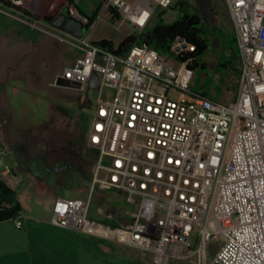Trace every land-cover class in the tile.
<instances>
[{"label": "built area", "instance_id": "1", "mask_svg": "<svg viewBox=\"0 0 264 264\" xmlns=\"http://www.w3.org/2000/svg\"><path fill=\"white\" fill-rule=\"evenodd\" d=\"M172 1L100 0L98 16L113 17L114 10L142 33ZM224 2L241 64L237 96L228 104L192 91L195 72L187 62L173 63L146 44L118 53L54 30L34 18V9L17 10L33 31L76 49L51 86L94 93L86 145L97 159L89 197H57L49 225L130 247L154 264L206 261L215 246L210 264H264V0ZM193 49L186 43L177 53ZM105 191L121 194L127 209L117 214L101 206L91 217V201ZM23 217L14 219L17 228Z\"/></svg>", "mask_w": 264, "mask_h": 264}, {"label": "rangeland", "instance_id": "2", "mask_svg": "<svg viewBox=\"0 0 264 264\" xmlns=\"http://www.w3.org/2000/svg\"><path fill=\"white\" fill-rule=\"evenodd\" d=\"M18 1L22 5L20 11L23 14H28L34 9V18L41 20L45 18L46 12L52 13L56 10L60 0ZM178 1L173 0L170 7L163 10L164 13L161 16L159 15L162 10L157 9L148 29H152L161 20L165 23H173L177 20L180 15ZM188 1L195 5L194 0ZM0 3V35L12 27H18L23 31L18 37H6L4 45L8 53L0 59V156L13 150L10 155L16 162L17 174L21 182L17 198L22 201L27 211L35 210L45 219L51 215L52 209L45 203L38 206L33 198L30 186L33 179L32 167H34L35 189L42 188L48 193L60 194L67 198L75 197L77 190L71 188V184L58 189L66 173L51 169H61L62 166L71 165L77 167L81 180L79 186L85 189L81 198L87 199L89 196V184L97 154L86 145L79 113L91 114L94 108L92 105L94 93L90 90L84 95L68 88L48 87V82L53 76L71 64L76 49L59 42L53 36L33 31L24 21L16 17L19 12L11 8L12 0H0ZM76 3L79 6H72L71 9L78 16L86 17L84 13L90 16L94 10L99 12L100 9V0H77ZM210 5L209 14L202 12L211 41L210 51L204 55L208 68L199 70L198 78L197 73L194 74L192 91L196 94L206 93L215 101L228 104L237 96L240 75L237 71L229 72L226 75L223 74L221 78L214 74L212 69L224 53V58L231 61L229 64L237 67L239 50L233 41V26L223 0H210ZM196 7L201 8L200 5ZM94 23L92 29L88 30V27L85 31V36L92 42L107 39L118 46L127 35L137 33L128 21L115 20L114 16L111 17L108 12L99 14ZM9 49L17 50L16 55L10 56L9 53L12 51ZM167 57L171 62H177L175 56L167 55ZM107 91L105 90V94ZM171 97L177 98V94L173 92ZM5 148L6 150L3 151ZM85 155H91L92 158ZM40 165L52 171L50 175L44 174L43 180L36 175L38 170L35 169H40ZM5 173L0 172V178L3 180ZM77 182L75 180L73 185L75 186ZM101 206L117 214L127 209L122 195L115 191L96 192L91 201L90 216L95 217ZM100 243L103 252L97 254V257L103 260V264L106 261L112 264H130L131 258L127 256V253L134 250L107 240ZM217 248L218 246H215L212 249L206 261L200 262L198 257H195L193 262L188 259H172L169 264H210ZM98 251L97 248L95 252L98 253ZM134 253L137 256V253ZM143 259L147 264H154L149 255H145ZM137 260L138 257L135 258V264Z\"/></svg>", "mask_w": 264, "mask_h": 264}, {"label": "crops", "instance_id": "3", "mask_svg": "<svg viewBox=\"0 0 264 264\" xmlns=\"http://www.w3.org/2000/svg\"><path fill=\"white\" fill-rule=\"evenodd\" d=\"M229 18L233 26V32H234L233 41L237 45L234 24L230 14H229ZM74 57L71 60V64L74 61ZM59 73L61 72L55 74L52 80L48 82L47 85L48 87L53 88L51 86V83ZM51 90L53 91V89ZM5 150L6 148L3 151ZM11 152H13L12 149L6 153H3V156H0V159H4L6 165V171H5L6 173L3 176L7 185L10 186L12 189L16 190L17 195L19 196L21 182L17 174L18 170L16 168V162L13 156L10 155ZM32 177L33 179H31L30 186L33 191V198H35L36 204L38 206H41L42 203H45V205L48 208L52 209L55 199L57 197L59 196L66 197L60 194L55 195L52 193H48L42 188L35 189L34 171ZM80 182L81 180L78 181L75 186H73V188L77 190V193L75 197H71V198L82 199L81 195L85 193V189L79 186ZM90 188H91V182L89 184V194H90ZM19 202L22 207L20 213H22V215L24 216L22 219L21 228L16 227V223L14 220H4V221L0 220V264H103L104 263L103 260L97 257V254L103 252L102 244L100 243V241H103L102 239H98L72 229H60L53 227L49 225V220L52 215V210H51V215H49L48 218L44 219L35 210L34 212L27 211L24 208L22 201L19 200ZM97 248L99 249L98 253L95 252ZM126 248H130V247H126ZM130 249L134 250V252L137 253V256H135L136 254L133 251L127 253V256L131 258L130 264L136 263L135 261L136 257H138L137 264H147L146 261L143 259L144 256H142L137 250L135 251V249L132 248ZM105 264H112V263L106 261Z\"/></svg>", "mask_w": 264, "mask_h": 264}, {"label": "trees", "instance_id": "4", "mask_svg": "<svg viewBox=\"0 0 264 264\" xmlns=\"http://www.w3.org/2000/svg\"><path fill=\"white\" fill-rule=\"evenodd\" d=\"M178 6L180 8V15L173 23H165L161 20V22L156 24L152 29H147L142 33L127 35L119 45L116 46V52L124 54L135 45L146 44L160 54L166 56L173 55L177 60L187 62L188 66L197 73L198 78L200 74L199 70L208 68L204 55L210 51L211 47L208 33L209 29L203 16L194 4L190 3L188 0H179ZM111 12L115 19L119 18V14L116 11L111 10ZM163 13L164 11H162L159 16ZM84 15L89 18V24H93L98 18V11L94 10L90 16L85 13ZM179 38H183L187 44L194 46V49L177 53L173 48H175ZM99 43L102 45H109L111 48L115 47L111 40L103 39L99 41ZM224 56L225 53L220 57L218 63L212 69L215 72L214 74L222 78L223 74L226 75L229 72L234 73L237 71L240 75V60L238 59L237 67H232V65L229 64L231 61H228ZM204 94L207 96L206 93H203V95ZM79 115V119L84 128L86 142L89 115L80 113ZM82 121H84V123ZM85 156L92 158L91 155ZM95 159H97V155H95ZM73 186L74 185H71V188H73ZM21 210L22 207L17 198L16 190L12 189L7 185L5 180L0 178V220H14Z\"/></svg>", "mask_w": 264, "mask_h": 264}, {"label": "flooded vegetation", "instance_id": "5", "mask_svg": "<svg viewBox=\"0 0 264 264\" xmlns=\"http://www.w3.org/2000/svg\"><path fill=\"white\" fill-rule=\"evenodd\" d=\"M195 1V6L196 5H200L201 8H198L199 12L201 13L202 15V12H205L207 14L210 13V8H211V5H210V0H194ZM77 0H73V1H70V0H60L57 4V8L55 11H53L52 13H48L46 12L45 13V18H43V21L45 23H47L49 26H51L54 30L60 32V33H63L61 28L63 26H65L66 22H67V19L72 17L74 19H76L73 15H72V12H71V8L72 6H76L77 7ZM1 4V3H0ZM16 10H21L22 9V5H14V4H11ZM79 6V5H78ZM78 22H80L78 19H76ZM85 31L87 30V26L86 25H83L82 23H80ZM22 30L18 27H12V28H9V29H6V33H2V35H0V59L5 57V55L8 53H6L5 51V45H4V41L6 39V37H18L22 34ZM16 47V46H15ZM17 49V48H16ZM11 50L12 52L9 53V55H13L15 54L16 55V51L15 49H9ZM8 55V56H9ZM54 169H57L58 171H64L63 173H66L65 174V177L63 179V182H62V185L59 186L58 189H61L62 186H66L67 184H71L73 185L74 181L77 180V181H80V175H79V169L75 166H67V167H61V169L59 168H53L51 170L54 171ZM35 170H38L36 171V175L37 177H39V179L43 180V175H50L52 173L51 170H49L46 166H42L40 165V169H35ZM31 171L33 173L34 171V167L31 168Z\"/></svg>", "mask_w": 264, "mask_h": 264}, {"label": "water", "instance_id": "6", "mask_svg": "<svg viewBox=\"0 0 264 264\" xmlns=\"http://www.w3.org/2000/svg\"><path fill=\"white\" fill-rule=\"evenodd\" d=\"M73 1V0H70ZM62 32L68 35H71L75 38H83L85 36V29L84 27L78 22L76 19L70 17L67 19V22L65 26L61 28ZM179 45L175 47V51L178 52L181 48L186 47V42L184 41L183 38L178 39ZM98 74H94L92 79L90 80V87L95 89L98 84ZM66 167V166H63ZM6 171V165L4 162V159H0V172H5ZM58 172V171H57Z\"/></svg>", "mask_w": 264, "mask_h": 264}, {"label": "bare ground", "instance_id": "7", "mask_svg": "<svg viewBox=\"0 0 264 264\" xmlns=\"http://www.w3.org/2000/svg\"><path fill=\"white\" fill-rule=\"evenodd\" d=\"M32 1V0H31Z\"/></svg>", "mask_w": 264, "mask_h": 264}]
</instances>
